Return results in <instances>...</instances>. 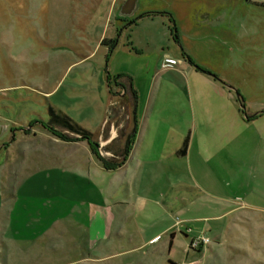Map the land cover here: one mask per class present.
Returning <instances> with one entry per match:
<instances>
[{
  "label": "rangeland",
  "instance_id": "obj_1",
  "mask_svg": "<svg viewBox=\"0 0 264 264\" xmlns=\"http://www.w3.org/2000/svg\"><path fill=\"white\" fill-rule=\"evenodd\" d=\"M111 2L0 0V190L5 192L0 199L8 203L7 192H14L15 184L24 191L16 193L18 201L10 207L17 203L63 212L59 250L39 254L36 244H17L11 250L3 245L0 264H264V211L241 209L221 222L213 217L222 199L264 205V0H136L132 14L123 11V0ZM145 12L157 14L139 17ZM134 19V24L128 22ZM104 37L117 38L116 48L110 51V45L102 44ZM187 55L197 72L189 79L180 73L189 69ZM171 57L176 63L167 64ZM166 65L178 71L166 73ZM154 76L169 80L167 105L182 109L193 130L194 109L198 111V135L207 139L208 153H216V141L221 147V155L209 161V179L190 173L200 188L192 192L196 205L187 213L176 210L167 222L145 220L137 204L124 199L123 184L121 191L113 188L105 206L99 188L92 195L87 181L75 182L80 179L72 173L82 160L69 156L47 163L45 158L55 149L48 138L57 137L44 125L53 107L100 133L93 134L97 157L121 161L132 122L123 113L128 103L119 94L125 85L130 88L132 79L143 93ZM206 76L216 78L220 86ZM116 97L118 104L111 101ZM113 124L118 136L106 146ZM53 126L75 136L59 124ZM216 158L224 168L218 169ZM192 162L199 164L194 154ZM97 168L105 182L116 184L123 178L122 171L106 173L99 162ZM58 170L66 171L65 177L53 188ZM93 200L100 216L96 236L89 233ZM73 214L81 218L79 226L70 223ZM188 214L209 218L185 221ZM171 222L173 229L165 231ZM202 236L209 242L191 248Z\"/></svg>",
  "mask_w": 264,
  "mask_h": 264
},
{
  "label": "crops",
  "instance_id": "obj_2",
  "mask_svg": "<svg viewBox=\"0 0 264 264\" xmlns=\"http://www.w3.org/2000/svg\"><path fill=\"white\" fill-rule=\"evenodd\" d=\"M117 1L118 0H112L111 6ZM121 4L124 6V12L132 14L135 11L137 3L136 0H123ZM120 22L124 21L121 20ZM128 22L131 23V21ZM108 28L109 27H107V29ZM127 29L128 28L126 27L125 30ZM166 55L169 56L168 53H166ZM178 62L181 63V59H179ZM188 63L189 69L180 72L183 76H186L187 79H189L191 73H197L193 63L190 61ZM166 66V73L178 71L176 68H172L171 65ZM206 77V80L211 84L219 85L216 78L209 76ZM167 82H169V80L164 79L163 76H154L149 83L148 89L146 91L143 89V93H141V91H139L138 81L132 79L128 84L130 88L125 85L124 89H121L122 92L119 96L128 103V112L123 113H126L132 122V125H129L124 139H126L131 130H133L135 119H137V132L135 133L132 148L122 166H119L116 169H106L98 159L96 152L93 150L87 139L67 142L54 135H51L47 140L49 146L55 148L51 149V154L45 156L47 163L56 162L57 160L59 161L69 156H71L73 160H82V164H76V171L75 173H72L76 178L80 179L75 181L76 183L80 182L84 184L87 181L90 186H88L89 193L92 195L96 192V189L99 188V192H102L104 195L103 202L105 206H107V203H110L108 196L112 194L111 192H113V188L116 186L115 188L121 191L123 187L122 184L125 185L124 188L127 190V197L125 196L124 199L127 202H129L128 200L130 199L133 204H137V208L142 213V217L149 222L151 220L167 222L170 218L172 220L171 214L176 210H179L180 214L187 213L188 211L190 212L191 207L196 203L193 202L192 192L200 191L199 186L196 185L197 183L195 184V182H193L190 173H194L201 179H209L212 174L211 168L209 167V161L212 158L219 157L221 147L218 146L219 143L216 141V153H208L210 150L208 151L209 143L207 139H202L200 135H198L199 123L197 116L199 115L196 109H194L195 122L192 123V125L194 124L195 129L193 130L192 126L187 125L186 120L183 119L184 111L182 109L171 110L168 107L167 104L170 100V91L168 86L166 87ZM184 87L186 88V86ZM132 90L135 91V96L133 95ZM188 95L190 101H192L191 94L188 93ZM117 99L118 100L111 99L112 103L118 104L119 98ZM126 107L127 106L125 105L122 108L123 111H125ZM176 110H178V112ZM113 116L111 118H113ZM201 116L202 115L200 114V118ZM201 119V124H204L205 122L203 118ZM247 119L248 121L255 120L257 119V116ZM34 129L32 132L35 133L33 136L36 137L39 132L37 131V128L36 130ZM116 129L117 127L113 124L109 137L105 138L104 141L106 146H109L118 136ZM95 134L100 135L99 132H95ZM188 135H190V141L187 152L181 154L180 151ZM32 140H35V138ZM7 145L8 144L3 148H8ZM66 145H70V149L65 150ZM193 154L195 155L196 160L199 159V164H194L192 162ZM217 160L220 162L218 163L220 164L218 169L224 168V163L219 159ZM97 162L101 164V168L104 169L106 173L122 171L123 178L118 179V183L116 184L103 181L102 176V178H98ZM58 172L60 174L58 173L55 175V181H51L53 188H55V185L59 188V182L62 185V179L65 177L64 173L66 171L58 170ZM76 183L73 182V185H76ZM35 187L38 188L36 185ZM132 187L135 189L134 194H131ZM1 190L0 196L5 193ZM32 190L33 185H31L28 191L30 192ZM13 191L14 192H7V194L9 193L7 197L9 199L8 203H4V200L0 199V227L1 225L4 227V235H2L4 238L0 241V246L4 245L8 250H11V246L14 247L17 244L26 243L29 244L28 246L36 244L39 246L37 249L39 254L42 250H47L48 253L50 251L54 253L59 250L57 249V245H59L58 247L60 248L59 241L63 238L61 236L63 235V212H53V210L44 211L42 209L35 210L29 208L28 205H18L17 203L10 207L11 203L18 201L16 193H21L24 189L21 187L17 188L15 184H13ZM189 197L190 201L188 200ZM195 198H197V202L199 201V203H201L200 200H198L199 195H196ZM194 201L196 200L194 199ZM90 204H92L91 207L94 208V212H90V217H88L90 222L89 233L96 236L98 235L96 230L100 218L99 211L97 210L98 205L94 200L91 201ZM16 205H18L19 208L15 210ZM220 205L221 207L217 208V211H219L217 216H213L216 217L217 220H220V222L221 220L226 221L228 214L238 212L241 209H253V207H255L264 211V207H262L264 205L259 206L250 204V202L247 201L237 203L234 200L231 201V199H222ZM4 206L6 209L3 211ZM2 212H4L3 216ZM19 216L21 218L28 216V218L22 221L18 219ZM202 218L207 219L209 216L199 217V215L188 214L186 218L184 217V220L187 221ZM70 223L79 226L82 221L81 218H76L73 214V221ZM227 223L229 225V222ZM58 226L60 227V231L56 230ZM173 227L174 223H167L165 231L172 230ZM224 227V223H221L218 226V228H221L220 232L221 230L223 232ZM192 234L193 233L185 232L184 235L190 236ZM159 236L160 233L153 236L151 240H154ZM45 239L46 242L44 241ZM47 239H49L48 242ZM61 248L63 247L61 246ZM7 259L8 258L6 257V261Z\"/></svg>",
  "mask_w": 264,
  "mask_h": 264
},
{
  "label": "trees",
  "instance_id": "obj_3",
  "mask_svg": "<svg viewBox=\"0 0 264 264\" xmlns=\"http://www.w3.org/2000/svg\"><path fill=\"white\" fill-rule=\"evenodd\" d=\"M153 14H157V13L156 12H145V13L141 14L139 17L150 16ZM136 21L137 20L134 19L133 21H131L130 24H134ZM174 24H175V21H174ZM174 34L177 35V30L175 31ZM175 38H176V36H175ZM101 43L110 45L109 49L111 51L113 48L114 49L116 48L117 43H118V39L117 38H110L109 39V38L105 37V38H103ZM184 55H185V53H184ZM187 59H188V61H190L191 63L194 64L190 55H187ZM108 80H110L109 73H108ZM132 93L134 96L136 95L134 90H132ZM49 112H50V120H49L48 124H44V125L46 128L51 130L53 134H55L57 137H59L61 139L70 140V141L87 139L89 141V143L91 144V146L94 149H96V146L98 144L93 139V133L92 132H90L86 128L82 127L81 125H79L77 122H75L67 114H64L63 112L58 111V110L54 109L53 107L49 108ZM53 124H59V125L63 126L67 131L72 132L75 136L72 137V136L66 135L64 132L63 133L59 132L56 128H54ZM136 132H137V119H135V126L132 130V133L129 134V136L127 137V144L125 147V153H124V157L121 161L111 162L108 159L104 158L103 156H100V155L98 156L106 169H116L125 163L127 156L129 155L130 150L132 148V143H133ZM189 141H190V135H188L184 141L183 147L180 151L181 154H185L187 152Z\"/></svg>",
  "mask_w": 264,
  "mask_h": 264
},
{
  "label": "built area",
  "instance_id": "obj_4",
  "mask_svg": "<svg viewBox=\"0 0 264 264\" xmlns=\"http://www.w3.org/2000/svg\"><path fill=\"white\" fill-rule=\"evenodd\" d=\"M176 63V60L173 58H167V64H174ZM209 242V237L208 236H202L201 238L195 239L192 242V247L191 248H196L204 243Z\"/></svg>",
  "mask_w": 264,
  "mask_h": 264
}]
</instances>
